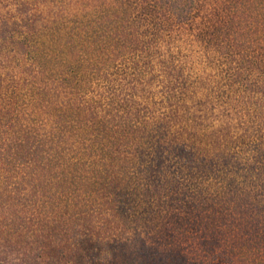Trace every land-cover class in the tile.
<instances>
[{
  "label": "trees",
  "instance_id": "obj_1",
  "mask_svg": "<svg viewBox=\"0 0 264 264\" xmlns=\"http://www.w3.org/2000/svg\"><path fill=\"white\" fill-rule=\"evenodd\" d=\"M203 8L0 0L1 238L31 229L59 237L62 258L75 245L73 255L94 264H186L158 259L148 243L231 226L246 240L238 258H264V220L255 218L264 217V0ZM198 19L219 71L194 104L238 118L235 130L201 136L181 123L200 85L158 45L162 31ZM158 79L160 101L138 94Z\"/></svg>",
  "mask_w": 264,
  "mask_h": 264
},
{
  "label": "rangeland",
  "instance_id": "obj_2",
  "mask_svg": "<svg viewBox=\"0 0 264 264\" xmlns=\"http://www.w3.org/2000/svg\"><path fill=\"white\" fill-rule=\"evenodd\" d=\"M221 1L222 0H204L203 9H205V13L212 12L215 7L220 5ZM201 28V19H198L191 27L188 25H174L162 31L158 42L162 53H175L179 62L186 68V71L191 77L195 78V81L200 85L198 90L196 89L195 94L189 95L186 99L188 103H190V108L188 111H183L184 121L183 119L181 120L182 125L187 123L185 124V126H187L185 129L189 130V132L193 131V133H200V136L212 132L218 133V130L223 133L229 130V128L230 130H235L234 124L238 121L235 115L227 116L226 113L220 109L212 110L209 107H199L198 104H194L196 100L205 96L204 90L206 91L207 86L206 77H209V73L215 75L214 77L216 79L219 71V66L208 63L209 60L210 62L211 60H215L211 58V55L215 53L208 50L210 56L205 54L207 52V44L199 37ZM217 58L216 60L219 61ZM156 71H158V68H156ZM162 75L163 73H160V77ZM162 83L163 79L161 81L158 79L152 85H141L140 89H138V94L144 95L143 97L147 100H155V103H157V101H160V98H162L159 92ZM96 89L97 87L95 90ZM143 91L145 92L143 93ZM155 107H157V105ZM163 110V107H160L158 112ZM237 131L239 132L240 130ZM206 137L207 136L201 139L207 141L208 138ZM255 218L256 220H264V217H260V215ZM255 226L260 228L263 224L256 222ZM228 227L230 231H223V236L217 234L210 236V234H206L203 238H187L186 240H181L179 244L172 243L170 244L171 246L164 243L160 245L148 243L147 248L149 247V250L154 251L155 257L164 259L166 263L171 262L169 260L171 257H176L184 258V261L187 262L186 264H193L195 262L203 264L202 260L205 261V263L210 262V264H254L250 263L252 261L251 255L249 256L250 260H248L250 262L244 259V256L242 258L236 256L238 255V249H243V243H245L246 240L244 241L237 227L234 229H230L231 226ZM1 237L2 236H0V264H94V261L90 260L87 253H85L84 256H76V253L73 255V251L77 249L75 245H73L72 248L68 247L71 252L67 249L66 256L62 258L59 255V250L63 247L62 245H64V242L61 244L59 237L56 238L52 236L53 238L50 239L40 236L39 233H32L31 229H25L21 236L17 238L5 239ZM68 243L69 242H65V245H70ZM131 248L132 247H129V250H131ZM155 248L157 249L156 251L154 250ZM84 249H89L90 252L93 250L91 245H89L87 249L84 245ZM177 253L179 255H176ZM113 258L112 264H121L125 262L121 258ZM257 260L258 263L256 262L255 264H264V258H262V256H258ZM158 262L161 261L159 260ZM101 263L108 264L107 261ZM162 263H164V261H162Z\"/></svg>",
  "mask_w": 264,
  "mask_h": 264
}]
</instances>
